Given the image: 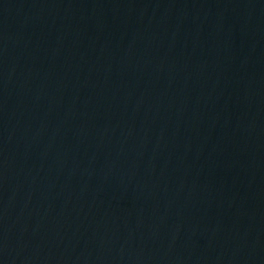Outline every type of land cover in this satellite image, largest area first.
<instances>
[{"label":"water","instance_id":"95a60500","mask_svg":"<svg viewBox=\"0 0 264 264\" xmlns=\"http://www.w3.org/2000/svg\"><path fill=\"white\" fill-rule=\"evenodd\" d=\"M220 75L264 163V0H174Z\"/></svg>","mask_w":264,"mask_h":264}]
</instances>
